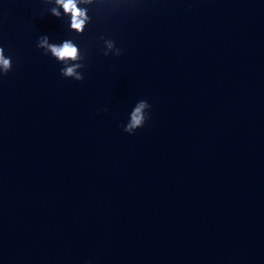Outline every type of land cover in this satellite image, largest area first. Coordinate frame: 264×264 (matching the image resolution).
<instances>
[{
  "label": "water",
  "instance_id": "95a60500",
  "mask_svg": "<svg viewBox=\"0 0 264 264\" xmlns=\"http://www.w3.org/2000/svg\"><path fill=\"white\" fill-rule=\"evenodd\" d=\"M52 6L0 0V264H264V0H94L81 35Z\"/></svg>",
  "mask_w": 264,
  "mask_h": 264
},
{
  "label": "clouds",
  "instance_id": "9594fccd",
  "mask_svg": "<svg viewBox=\"0 0 264 264\" xmlns=\"http://www.w3.org/2000/svg\"><path fill=\"white\" fill-rule=\"evenodd\" d=\"M45 4L53 6L47 9L54 17H68L70 20L69 31L77 35L83 34L92 17L89 15L90 7L94 5V0H43ZM62 9V11H61ZM103 41L104 55L109 53L120 55L121 49L115 46V41L100 37ZM37 48L43 50L44 55H50L62 65L60 68L61 76L73 78L77 81L84 79L80 69L85 67L87 50L81 51L80 47L71 38L63 39L61 42H51L48 35H41L37 39ZM12 56L5 55V48L0 46V77L7 75L12 71ZM151 105L147 100L141 99L136 102L129 114V120L123 125V130L127 133L134 134L138 128L144 126L145 122L150 119L148 110ZM107 111V109H105Z\"/></svg>",
  "mask_w": 264,
  "mask_h": 264
}]
</instances>
